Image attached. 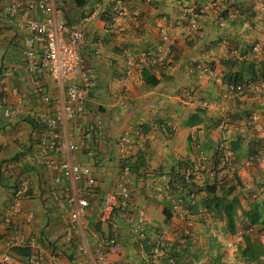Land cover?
I'll list each match as a JSON object with an SVG mask.
<instances>
[{"label":"crops","instance_id":"obj_1","mask_svg":"<svg viewBox=\"0 0 264 264\" xmlns=\"http://www.w3.org/2000/svg\"><path fill=\"white\" fill-rule=\"evenodd\" d=\"M170 1L87 0L86 6L80 8L75 0H63L60 14L68 23L75 22L88 10L103 12L108 20L105 22L96 14L84 31L80 53L92 69L95 84L84 102L83 112L73 120H63L55 129L59 143L66 145L73 141L77 145V149H64L63 153L49 149V137L41 138L45 128L37 135L28 123L29 120L40 123L42 117L52 116L55 108L63 111V84L52 80L43 70L26 67L22 50L27 32L15 25L10 16L0 15V25L4 26L0 28V76L6 74L0 85V101L11 110L9 116L0 110V251L7 237L18 235L34 238L42 257L39 264H97L93 257L95 237L108 232V227L98 221L99 208L105 195L117 187L120 162L115 143L125 133L139 138L129 159L132 161L138 152L144 157L142 165L129 172L131 201L144 228L162 225V206L157 198L167 177L160 175V170L165 172L178 159L192 161L199 150L208 154L218 143L237 138L233 136L235 128L224 132L212 123L222 111L239 112L241 120L247 116L249 123L264 134V46L255 42L262 36V29L254 17L238 25L240 18L253 12V0H220L217 14L202 1L196 16L197 29L189 36H185L183 27L187 16ZM2 6L0 1V12ZM219 14L222 17H216ZM162 31L172 41L168 54L154 65L145 63L143 52L156 49ZM256 43L259 51L248 53V58L254 59L260 75L249 82L248 94L221 98L223 84L217 73L222 71L217 67L222 65L216 64L211 77L196 69L207 56L210 58V51L216 56L214 60L221 61L227 57L228 48H250ZM125 53L135 61L134 71L127 76ZM142 68L149 69L159 82L152 87L144 86ZM43 96H48L50 102H44ZM190 118L200 121L187 125ZM96 120L103 131V141L96 134L89 139L81 134ZM169 127L173 128L170 137L166 135ZM259 138L262 141L264 137ZM43 151L52 162L65 160L91 168L94 184L82 189L87 206L79 222H71L56 201L73 194L76 184L71 180L56 182L57 172L43 164ZM14 155L19 164L10 173L9 164L13 160L8 159ZM23 180L28 182V190L18 200L10 221L3 223L4 214L15 204L10 186ZM114 217L116 229L109 233H113L120 248L117 253L108 254L109 264L134 261L132 251L127 252L130 244L127 234L138 221L123 218L118 209ZM171 221L184 223L181 216H174Z\"/></svg>","mask_w":264,"mask_h":264},{"label":"built area","instance_id":"obj_2","mask_svg":"<svg viewBox=\"0 0 264 264\" xmlns=\"http://www.w3.org/2000/svg\"><path fill=\"white\" fill-rule=\"evenodd\" d=\"M2 6L1 13L4 16L13 18L14 24L20 28H24L27 32L23 40L22 56L25 60L28 69L45 71L54 81L63 84V92L65 96V105L63 111L55 108L52 116L42 117L40 123L44 125L45 131L42 132V139L49 137L47 146L54 152H65L77 149V145L70 141L66 145H62L58 141L56 127L66 119L73 120L84 110V102L88 97L89 92L95 84L92 69L84 63L80 53V46L83 42L84 31L97 12L89 10L80 15L73 23H68L60 14L63 0H0ZM220 0H211L210 7H217ZM254 18L259 22L264 36V1L253 0ZM184 13L190 16L188 30L185 31V36H189L191 31L197 28L195 16L192 7L184 8ZM36 15V16H35ZM40 16V17H39ZM39 17V18H38ZM159 43L154 52L149 56V62L154 63L162 60L169 52L172 41L162 31L159 36ZM39 49V53L37 52ZM259 50L258 45H253L251 51L256 53ZM229 58L238 60L245 59L247 54H242L238 48L230 47L227 49ZM127 66L131 64V57L126 60ZM203 75H212V69L207 65H197ZM127 74L130 73L129 66L127 67ZM5 73L0 77V85L4 80ZM77 78L75 80L74 78ZM243 89L241 84L229 83L222 91V97H227L232 93H240ZM43 101L50 102L48 96H43ZM57 103H55L56 105ZM0 110L4 116H9L11 110L8 107H3L0 104ZM39 115V114H38ZM37 115V116H38ZM41 117V116H40ZM222 126L220 123L219 127ZM173 128L170 127L167 133L171 135ZM82 136L89 139L96 134L98 140H104L103 131L98 127V120L87 125L83 131ZM138 137L129 136L127 133L119 136L116 140V149L118 152V159L120 161L119 180L115 190L107 193L102 199L98 221L108 227V232L104 235H99L95 238L96 245L93 250V257L97 264H109L108 254H114L119 251V245L110 231H115L116 220L114 212L120 208L124 216H128L130 211L134 208L130 200V176L127 159L132 155L134 146L138 144ZM43 164L50 170L56 171L57 175L54 177L56 182L60 183L64 180H71L75 185L73 194L67 195L64 200L58 201V206L67 212V216L71 222H79L84 214V209L87 206V200L81 196L82 189L89 188L94 184L91 168L85 164L74 163L69 161L52 162L47 159V152L43 151ZM229 153L222 152V156L218 162L211 156L205 155L199 151L195 161L191 162L189 167L181 169L184 178H192L196 182L205 180H220L223 176L222 165L228 162ZM261 156L264 153L261 152ZM46 157V158H45ZM253 156H249L246 163L251 162ZM17 160L10 162L9 172L13 173L14 166H17ZM28 182L26 180L19 181L12 187V196L15 199V204L6 211L3 217V223L10 221L11 215L15 212L18 205V200L26 194L28 190ZM164 189L167 187L164 184ZM177 206H174L176 209ZM139 216V215H138ZM140 220V216H139ZM184 233L187 232L186 227L189 222H184ZM133 231L139 236L142 235L141 227L134 226ZM163 235H160L156 240V244L152 249V258L156 259L161 253ZM241 241V232H236L232 239L226 242L227 247H234V245ZM14 247H21L28 250L24 257L13 254L11 251ZM34 238L25 239L23 236L11 235L4 241V249L0 251V264H39L42 257L37 251ZM80 250H83L81 246ZM170 260V259H169Z\"/></svg>","mask_w":264,"mask_h":264},{"label":"trees","instance_id":"obj_3","mask_svg":"<svg viewBox=\"0 0 264 264\" xmlns=\"http://www.w3.org/2000/svg\"><path fill=\"white\" fill-rule=\"evenodd\" d=\"M202 1L204 0L194 1L193 9L197 14L199 13ZM86 2L87 0H75V5L76 7L82 8L86 6ZM173 3L179 6V10L180 6L183 7L187 4L186 0H179V4L177 1ZM244 12L247 13L246 10ZM221 14L223 15L224 12H221ZM0 15L2 17L4 16L1 12ZM97 16L105 20V22H108V20L104 18L103 12H98ZM246 16V18L239 19V26H241L247 18L250 17V19H252L254 13L250 11L249 15L247 14ZM3 27L4 26L1 24L0 28ZM247 48L240 46L239 50L242 54H245L248 50ZM221 64L225 67L222 74L223 84H246L254 81L256 76L260 75L255 69L254 62L250 59L237 60L225 58L221 61ZM140 75L142 83L146 87H152L159 82V79L147 68H142ZM193 119L194 118H190L186 122L187 125H193L200 121L199 119ZM28 123L32 130H35L34 132L37 135L44 129V126L35 120H33V122L29 120ZM259 142L260 140L258 138L254 139L248 144V149L255 151L254 149L258 147L257 143ZM222 152V148L218 145L212 148V157H215V162H218L219 158L222 156ZM133 157L134 159L132 161H128L130 170L138 168L144 161L143 154L139 152ZM9 160H17L16 155L9 157L8 161ZM191 162L192 161L183 162V160L178 159L171 164L166 171L164 170L165 172L159 171L160 175L164 174L165 177H167L165 181L167 187L166 195L169 196L168 198L164 196L157 198L162 206V225L161 227L150 225L144 228V232L142 233L143 236L138 237V243L133 245V247H137L136 252L130 253V250L132 251V243H130L127 248V252L132 254L134 261H128L124 264H201V259H204L205 256L206 260L204 261H206L207 264H221L219 249L225 250L226 244L217 240L216 236L208 233L209 242L206 248V254H208L200 255V252L196 253L193 233L190 232L189 234H185L184 223L179 224L177 221L176 223L171 221L175 214L173 205H178L179 208L185 212V217L188 219H192L194 216L198 217L205 213L209 214V218L218 228L220 227V231L228 234H234L238 231L235 227V223L237 219L241 220L244 230L241 231V241L234 245L236 255L245 263L264 264V224L259 236L251 234L252 225L264 223V213H262L258 202H249L246 210L240 205L238 197L235 194V189L236 186L241 187V183L238 175L235 173V168L232 170L230 179H228L229 181L226 183H222V180L220 182L211 181V183H207L206 181H202L201 183H197L195 180H191L192 178H184L181 173L182 167H189ZM13 186L14 185L10 186L11 189ZM237 209L240 211V218H238ZM185 217L184 220H187ZM179 221L181 222V220ZM174 224H176V227H173V230L169 232V228L172 227V225L174 226ZM166 233L168 235L170 233V235L167 239L163 240L160 245L162 253L156 259L152 258V249L156 244L157 237L160 234ZM212 250L215 251L214 254L211 253ZM11 251L13 254L20 257H24L28 253L27 249H20L18 247L12 248Z\"/></svg>","mask_w":264,"mask_h":264},{"label":"rangeland","instance_id":"obj_4","mask_svg":"<svg viewBox=\"0 0 264 264\" xmlns=\"http://www.w3.org/2000/svg\"><path fill=\"white\" fill-rule=\"evenodd\" d=\"M177 1L179 4V0H171L170 3ZM187 5H194V1L191 0H186ZM206 1V4L210 7V1L211 0H204ZM177 5V4H176ZM182 7V6H180ZM201 8V7H200ZM117 9V8H116ZM183 9V7H182ZM216 10V14L219 12L216 7L211 8ZM199 14V13H198ZM232 15V14H231ZM216 17H222L220 14ZM216 18V20H218ZM216 26V25H215ZM183 27H186V30H188V25L185 24ZM221 27V26H220ZM192 32V31H191ZM252 39V38H251ZM249 39V40H251ZM261 42L264 46V36H260V38L255 39V42ZM231 45H233L231 41H229ZM260 45V44H259ZM262 46V45H260ZM209 47V46H208ZM211 48V47H210ZM210 58L207 56L203 62H200L201 65H207L210 68L216 67V64L222 65L221 61H216L213 59L215 56L213 52L210 51ZM228 55V52L226 53ZM216 57V56H215ZM252 61L254 59H251ZM211 62V63H210ZM217 68H221V74L218 72L217 75H221L224 72L225 67L222 65L218 66ZM216 75V76H217ZM212 76V75H211ZM210 76V77H211ZM244 93L248 94V91H244ZM252 93V92H250ZM257 96L258 94L252 93V95ZM234 114V113H233ZM230 113H225L222 111V114L220 117H218V120L216 118L212 119L213 124H220L222 123V126L220 127L224 132L228 131V128H235L236 133H234V137H237L235 139H232V141L228 140V142L221 144L222 150L224 152H228V162L224 163L222 165V173H223V178L222 183L228 182L230 179V175L232 174V170L235 168V173L238 175L241 187L236 186L235 189V194L238 197V200L240 202V205L243 207L244 210L247 209L248 203L249 202H258L262 213H264V175H262V168H264V165H261L264 161V156H261V151L264 153V138L261 141L260 136L264 137V134L262 133L263 131L259 132L257 131L247 120L248 117L245 116L244 120H241L239 118V112L235 113L234 115ZM227 115V117L225 116ZM238 116V117H237ZM215 120V122H214ZM243 121V122H242ZM248 121V122H247ZM242 122V123H241ZM226 124V126H225ZM237 127V128H236ZM221 130V131H222ZM239 133V135H237ZM259 139L260 142L257 143V148L254 149L255 151L249 150L248 149V144L252 142L254 139ZM239 147L238 149L236 147ZM261 148H263L261 150ZM205 152V151H204ZM209 153H212V148ZM208 153V154H209ZM239 154V155H238ZM242 154V155H240ZM249 156H253V159L251 162L246 163V160L248 159ZM238 171H240L238 173ZM260 173V174H259ZM219 180V182L221 181ZM207 183H211V181H207ZM159 214V213H158ZM237 215L238 218L241 217L240 211L237 209ZM191 217V216H190ZM245 220V219H243ZM264 223H257L251 226L252 231L251 234L253 235H260L262 232ZM221 226V225H220ZM236 229L241 232L243 229V226L241 224V220L237 219L235 223ZM193 233V238L195 241V252L199 253L200 255H207L206 254V248L208 247V233L210 235L216 236V239L219 240L220 242H225L226 239H230V236L226 237L225 233L223 231H220V227L218 228L216 224L209 218V214L205 213L203 215H200L198 217L194 216L191 220V228L189 230V233ZM207 232V233H206ZM166 236L169 237V235L166 233ZM176 236V235H175ZM218 241V242H219ZM132 252L135 253L137 248L133 247L132 244ZM214 250L211 251L212 254H214ZM220 255V262L221 264H251V263H245L242 261L235 253V247H226V249L222 250L221 248L219 249ZM203 258V257H202ZM206 256L204 259H201V264H207L206 261Z\"/></svg>","mask_w":264,"mask_h":264},{"label":"clouds","instance_id":"obj_5","mask_svg":"<svg viewBox=\"0 0 264 264\" xmlns=\"http://www.w3.org/2000/svg\"><path fill=\"white\" fill-rule=\"evenodd\" d=\"M195 1V0H194ZM186 7H192V10H193V13H195L194 12V5H185V6H183V13H184V8H186ZM89 11V10H88ZM84 14V13H83ZM96 14H98V13H96ZM196 14V16H197V13H195ZM82 15V14H81ZM184 15L185 16H187V18H188V20H187V24H189V19H190V16L189 15H187L186 13H184ZM234 15H237V11H234ZM196 16H195V20H196ZM197 29V28H196ZM195 29V30H196ZM195 30H193V31H195ZM261 33H262V31H261ZM263 35V34H262ZM160 38V37H159ZM253 45H258V43H256V44H253ZM252 45V46H253ZM252 46L249 48V50H247V52H246V54H247V57L245 58V59H242V60H247V59H249L248 58V53H253L252 51H251V48H252ZM235 48H237V47H235ZM239 49V48H238ZM259 51V50H258ZM257 51V52H258ZM154 51H152L151 53H147V52H143V56H144V58L143 59H145V57H146V59H147V61L145 62V63H148V64H150V65H154V64H156L158 61H156V62H154V63H150L148 60H149V56L153 53ZM256 52V53H257ZM255 54V53H254ZM124 57H125V59H124V65H125V68H124V74L127 76V75H131V73H132V71H134V70H132L133 69V66H134V63H135V61H134V59H133V56L132 55H130L129 53H125L124 54ZM128 57H131V64L130 65H128L129 66V69H130V73L129 74H127V63H126V60H127V58ZM226 58H229V57H226ZM232 59H234V58H232ZM238 60V59H237ZM251 60V59H250ZM25 61V60H24ZM26 64V63H25ZM199 66H201V64H199ZM27 67V66H26ZM212 69V68H211ZM198 71H199V69H197ZM200 72V71H199ZM201 74H203L202 72H200ZM212 75H213V70H212ZM2 76V75H1ZM0 76V77H1ZM206 76V75H205ZM211 76V75H210ZM210 76H207V77H210ZM219 79H220V82L222 83V76H220L219 77ZM142 80V79H141ZM3 83V82H2ZM1 83V84H2ZM223 84V83H222ZM248 84H249V82L248 83H246V84H241L242 86H243V89H242V91L240 92V93H232L231 95H229V96H227V97H222V92H221V98H229V97H231V96H235V95H242V94H244V91L245 90H247L248 89ZM227 84H223V88H222V91L224 90V87L226 86ZM2 96V95H1ZM0 104H2V102L0 101ZM220 125V124H219ZM219 125H218V127H219ZM170 128V127H169ZM220 128V127H219ZM168 131H169V129H168ZM173 131V130H172ZM168 133V132H167ZM167 135V134H166ZM168 136V135H167ZM171 136V135H170ZM170 136H168V137H170ZM221 144H223V143H218L217 145L218 146H220ZM220 147H222V146H220ZM263 148H261V150H262ZM199 151H201V152H203L202 150H199ZM198 151V152H199ZM224 151V150H223ZM262 152V151H261ZM204 153V152H203ZM198 154V153H197ZM205 155H207V156H209V157H211L212 156V153H210V154H207V153H204ZM130 156L128 157V159H127V165H128V161H130ZM196 158H197V155H196ZM196 158L194 159V160H192V161H195L196 160ZM214 159H215V157H214ZM120 162V161H119ZM119 168H120V163H119ZM128 168H129V172H131V170H130V167L128 166ZM92 172V171H91ZM130 176V175H129ZM222 178H223V176H222ZM221 178V179H222ZM220 179V180H221ZM166 180H167V178H166ZM206 182L207 181H212V180H205ZM214 181V180H213ZM215 181H219V180H215ZM197 183H201V182H197ZM130 184H131V182H130ZM165 184V183H164ZM164 186V185H163ZM130 190H131V187H130ZM131 192V191H130ZM160 196H164L165 198H168L169 196L168 195H166V190L164 189V187H163V191L161 192V194H160ZM159 196V197H160ZM130 200H131V197H130ZM133 203V202H132ZM134 206V205H133ZM174 206H177V208L176 209H174ZM173 209H174V212H175V214H174V216H181V218H182V221L183 222H189V226H187L186 227V229H187V232L185 233V234H187L188 232H189V230H190V228H191V220L192 219H188V218H186L185 216V212L183 211V210H181L180 208H179V206L178 205H173ZM123 210L122 209H120V208H118V212H120V214H121V216L123 217V218H125V219H128V220H130V219H132V220H137L138 221V223H136V224H134L132 227H131V230L128 232V234H127V238H128V242H130V243H132L133 245L134 244H137L138 242H137V240H138V237H142L143 236V234L141 235V236H139L136 232H134L133 231V228H134V226H138V227H141V229H142V233L144 232V227H142V219H141V216L139 215V213H138V210H136V208H135V206H134V208L130 211V213H129V215L128 216H124L123 215V212H122ZM140 216V220H139V216ZM173 216V217H174ZM184 217L187 219V220H184ZM185 225V224H184ZM250 230V229H249ZM238 232V231H237ZM235 234V233H234ZM234 234H228V233H225V236L226 237H228V236H230V239H232V236L234 235ZM160 235H163L164 237H163V240H165V239H167V237L168 236H166V234H160ZM159 235V236H160ZM158 236V237H159ZM158 237H157V239H158ZM163 240H162V242H163ZM229 240V239H228ZM227 239H226V241L224 242L223 241V243L224 244H226V242L228 241ZM117 241V240H116ZM119 245V244H118ZM226 247H227V245H226ZM137 248V247H136ZM231 248H233V247H231Z\"/></svg>","mask_w":264,"mask_h":264}]
</instances>
